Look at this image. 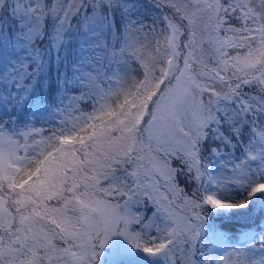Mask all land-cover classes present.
<instances>
[{
	"label": "snow or ice",
	"instance_id": "6c2138e0",
	"mask_svg": "<svg viewBox=\"0 0 264 264\" xmlns=\"http://www.w3.org/2000/svg\"><path fill=\"white\" fill-rule=\"evenodd\" d=\"M0 264H264V0H0Z\"/></svg>",
	"mask_w": 264,
	"mask_h": 264
}]
</instances>
